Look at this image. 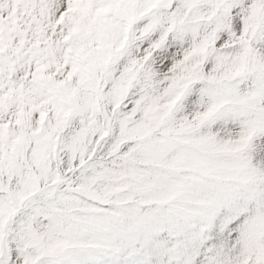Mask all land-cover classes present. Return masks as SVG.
Listing matches in <instances>:
<instances>
[{
  "label": "snow or ice",
  "instance_id": "6c2138e0",
  "mask_svg": "<svg viewBox=\"0 0 264 264\" xmlns=\"http://www.w3.org/2000/svg\"><path fill=\"white\" fill-rule=\"evenodd\" d=\"M0 264H264V0H0Z\"/></svg>",
  "mask_w": 264,
  "mask_h": 264
}]
</instances>
